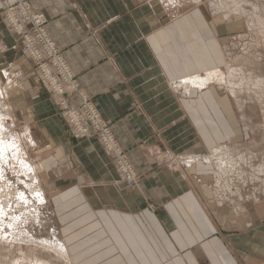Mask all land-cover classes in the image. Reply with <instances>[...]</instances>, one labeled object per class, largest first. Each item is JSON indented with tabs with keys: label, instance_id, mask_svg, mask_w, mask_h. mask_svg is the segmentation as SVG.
<instances>
[{
	"label": "crops",
	"instance_id": "crops-1",
	"mask_svg": "<svg viewBox=\"0 0 264 264\" xmlns=\"http://www.w3.org/2000/svg\"><path fill=\"white\" fill-rule=\"evenodd\" d=\"M30 1L140 178L126 186L101 143L64 122L0 0L7 103L33 134L72 264H264V203L217 207L205 187L206 156L251 139L233 97L202 81L243 24L173 0Z\"/></svg>",
	"mask_w": 264,
	"mask_h": 264
},
{
	"label": "rangeland",
	"instance_id": "rangeland-1",
	"mask_svg": "<svg viewBox=\"0 0 264 264\" xmlns=\"http://www.w3.org/2000/svg\"><path fill=\"white\" fill-rule=\"evenodd\" d=\"M183 1L173 0L172 4L191 9L200 3L211 16L244 26L228 43L226 68L206 75L202 81L210 78L206 84L214 82L222 93L233 97L242 119L251 125V139L239 145H222L228 154L223 159L218 157L219 161L211 159L214 153L206 156L212 183L205 187L212 191L214 202L217 186L219 196L225 199L222 206L232 210L248 201L264 203V0ZM215 2L223 12H217ZM224 12L231 16L227 18ZM5 80L6 75H1L0 143L4 149H0V264H72L41 175L33 134L11 112ZM221 159L229 168L225 172V167L218 166ZM257 209L264 212V205ZM260 221L263 223L264 218ZM247 257L245 253L239 255L243 264L249 263Z\"/></svg>",
	"mask_w": 264,
	"mask_h": 264
},
{
	"label": "built area",
	"instance_id": "built-area-1",
	"mask_svg": "<svg viewBox=\"0 0 264 264\" xmlns=\"http://www.w3.org/2000/svg\"><path fill=\"white\" fill-rule=\"evenodd\" d=\"M2 5L4 19L20 38L22 51L33 63L64 122L78 137L97 139L126 186L139 188L140 178L127 151L119 144L94 102L77 83L63 53L48 33L45 17L33 10L30 0H2ZM214 191L219 196L217 186ZM219 200L222 205L225 204L221 196Z\"/></svg>",
	"mask_w": 264,
	"mask_h": 264
},
{
	"label": "bare ground",
	"instance_id": "bare-ground-1",
	"mask_svg": "<svg viewBox=\"0 0 264 264\" xmlns=\"http://www.w3.org/2000/svg\"><path fill=\"white\" fill-rule=\"evenodd\" d=\"M217 4V3H216ZM219 5V4H218ZM221 5V4H220ZM259 18H261V17H259ZM261 19H263V18H261ZM260 19V20H261ZM259 20V19H258ZM263 21V20H262ZM215 72H211V73H209V74H214ZM216 75V74H215ZM210 76V75H209ZM190 80V79H189ZM207 80V81H206ZM205 80V82H208L209 80H210V78H207ZM216 80V79H215ZM212 81V80H211ZM213 83V82H212ZM205 86H206V83H205ZM19 87V86H18ZM202 88V87H201ZM14 90V89H13ZM2 143V142H1ZM1 143H0V149L2 150V149H4V147H3V145H1ZM3 147V148H2ZM6 148V147H5ZM3 152V151H2ZM226 153L228 154V151L226 150V149H224V148H222V147H220V148H218V149H216L215 151H214V155L212 156V158L211 159H213V160H220L219 158H222V157H224V155H225V157L227 156L226 155ZM219 157V158H218ZM206 159V158H205ZM223 159V158H222ZM221 159V163H218L219 165L218 166H220L222 169H223V167H225L226 165H224V160H222ZM228 160V159H227ZM232 160V159H231ZM207 161V160H206ZM209 161V160H208ZM233 161V160H232ZM231 161V162H232ZM226 162V161H225ZM216 163V162H215ZM228 163H229V161H228ZM214 165V164H213ZM216 165H217V163H216ZM229 165V164H228ZM227 165V166H228ZM230 166V165H229ZM228 166V167H229ZM232 166V165H231ZM230 166V167H231ZM240 167V166H239ZM220 168V169H221ZM226 168V167H225ZM263 167H260V170L262 169ZM227 169H229V168H226V170H224V172L225 171H227ZM264 169V168H263ZM233 170V169H232ZM222 171V170H221ZM261 171H263V170H261ZM138 176V175H137ZM234 176V175H233ZM242 179V178H241ZM237 186V185H236ZM240 190V189H239ZM238 193V192H237ZM39 197L41 198V195L39 194ZM39 198V199H40ZM215 199H216V202L218 203V204H221V201L219 200V196L217 195V194H215ZM222 205V204H221ZM1 207V206H0ZM1 212H2V214H3V211L1 210ZM3 216V215H2ZM5 217V216H4ZM53 240H54V238H53ZM61 243V242H60ZM62 244V243H61Z\"/></svg>",
	"mask_w": 264,
	"mask_h": 264
}]
</instances>
